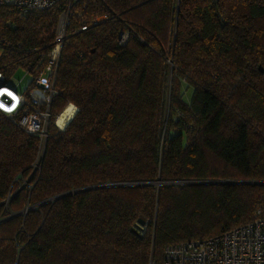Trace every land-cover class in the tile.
I'll use <instances>...</instances> for the list:
<instances>
[{"label": "trees", "instance_id": "1", "mask_svg": "<svg viewBox=\"0 0 264 264\" xmlns=\"http://www.w3.org/2000/svg\"><path fill=\"white\" fill-rule=\"evenodd\" d=\"M73 9L105 15L85 30L72 16L66 30L52 120L68 102L77 112L50 124L39 161L38 137L0 120V264H162L167 244L264 216V182H209L264 181V0ZM60 11L0 5V67H31Z\"/></svg>", "mask_w": 264, "mask_h": 264}, {"label": "built area", "instance_id": "2", "mask_svg": "<svg viewBox=\"0 0 264 264\" xmlns=\"http://www.w3.org/2000/svg\"><path fill=\"white\" fill-rule=\"evenodd\" d=\"M78 0H0L20 14L47 9L60 3V14L52 42L31 67H25L32 80L19 89L20 80L12 77L14 69L0 67V120L8 118L22 130L34 134L39 140V158L49 136L50 124L63 130L77 112V106L68 102L52 120L51 103L56 93L55 78L61 58L66 30L71 27V17L81 20L72 30H85L98 23L105 15L82 18L79 9H73ZM129 28L119 34V43L129 38ZM7 46L10 41L3 39ZM70 107L69 113L63 114ZM63 120L59 121V116ZM52 121V122H51ZM35 167H37V163ZM162 264H264V216L256 215L251 221L228 228L201 239L170 243L163 248Z\"/></svg>", "mask_w": 264, "mask_h": 264}, {"label": "water", "instance_id": "3", "mask_svg": "<svg viewBox=\"0 0 264 264\" xmlns=\"http://www.w3.org/2000/svg\"><path fill=\"white\" fill-rule=\"evenodd\" d=\"M259 70L261 72H264V67L262 65H259ZM209 182H216V183H258L259 182V183H263L264 181H262V180H229V179H224V180H209ZM154 183H156L157 185L167 184V183L171 184V183H173V181H169L168 182V181H162V180L158 179ZM108 185H112V183H104V184H101V185L99 184V185H93V186H86V187H83V188L70 190V191H67V192H63V193L57 194V195L51 197L50 199H56V198L61 197L63 195H66V194H69V193H72V192H75V191L85 190V189H88V188H91V187L93 188V187L108 186ZM31 207L32 206L26 207L24 209V211H27ZM143 223H144L143 219L139 218L135 222L133 229L138 233L139 231L142 230Z\"/></svg>", "mask_w": 264, "mask_h": 264}, {"label": "rangeland", "instance_id": "4", "mask_svg": "<svg viewBox=\"0 0 264 264\" xmlns=\"http://www.w3.org/2000/svg\"><path fill=\"white\" fill-rule=\"evenodd\" d=\"M12 77L20 80L18 85V88L20 90L26 88L32 80V75L26 72L25 67H17L16 69H14V71L12 72ZM184 88H185L184 99L188 101L192 91V87H188L186 83H184Z\"/></svg>", "mask_w": 264, "mask_h": 264}, {"label": "bare ground", "instance_id": "5", "mask_svg": "<svg viewBox=\"0 0 264 264\" xmlns=\"http://www.w3.org/2000/svg\"><path fill=\"white\" fill-rule=\"evenodd\" d=\"M70 111H71V108H70V107H67V108L64 110L63 114H65V113H69ZM63 114H62L61 116H59V118H58L59 121H62V120H63V118H62Z\"/></svg>", "mask_w": 264, "mask_h": 264}]
</instances>
